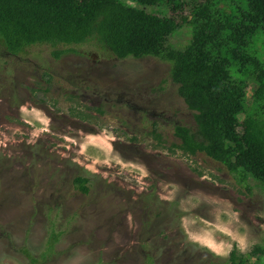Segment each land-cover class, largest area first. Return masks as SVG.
<instances>
[{
	"label": "rangeland",
	"instance_id": "1",
	"mask_svg": "<svg viewBox=\"0 0 264 264\" xmlns=\"http://www.w3.org/2000/svg\"><path fill=\"white\" fill-rule=\"evenodd\" d=\"M190 38L185 23L169 42ZM170 69L96 38L0 43V264H231L233 248L264 264V185L172 147L176 126L197 127Z\"/></svg>",
	"mask_w": 264,
	"mask_h": 264
},
{
	"label": "trees",
	"instance_id": "2",
	"mask_svg": "<svg viewBox=\"0 0 264 264\" xmlns=\"http://www.w3.org/2000/svg\"><path fill=\"white\" fill-rule=\"evenodd\" d=\"M130 1L136 5L122 0H0V43L18 54L36 44L72 45L96 38L119 59L169 61L170 77L194 112L197 127L176 126L180 142L172 147L189 155L204 153L239 181L251 176L264 185V53L259 49L264 46V0ZM157 5L170 14L146 9ZM185 23L191 25V38L176 48L169 38ZM250 83L257 88L247 106ZM88 182L83 175L73 180L85 194ZM237 253L236 248L230 252L231 264L243 262Z\"/></svg>",
	"mask_w": 264,
	"mask_h": 264
}]
</instances>
